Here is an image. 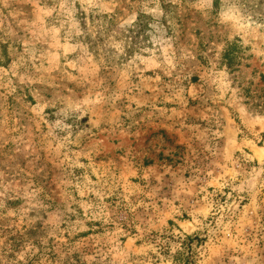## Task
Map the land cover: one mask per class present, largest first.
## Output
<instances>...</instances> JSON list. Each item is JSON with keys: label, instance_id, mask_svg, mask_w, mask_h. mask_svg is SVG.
<instances>
[{"label": "rangeland", "instance_id": "374dc122", "mask_svg": "<svg viewBox=\"0 0 264 264\" xmlns=\"http://www.w3.org/2000/svg\"><path fill=\"white\" fill-rule=\"evenodd\" d=\"M180 252L264 264V0H0V264Z\"/></svg>", "mask_w": 264, "mask_h": 264}, {"label": "trees", "instance_id": "16d2710c", "mask_svg": "<svg viewBox=\"0 0 264 264\" xmlns=\"http://www.w3.org/2000/svg\"><path fill=\"white\" fill-rule=\"evenodd\" d=\"M137 27H142V26H144V23H143V20H142V18L141 17H139L138 18V21L136 22V24H135ZM226 58H228L230 61L229 62H231V60H232V57H231V55H230V53L229 52H227L226 54ZM230 64H232V63H230ZM189 241H191L193 238H187ZM180 254H181V257L177 260L178 262H179V264H190V261H189V258L188 257H183V252H180Z\"/></svg>", "mask_w": 264, "mask_h": 264}]
</instances>
